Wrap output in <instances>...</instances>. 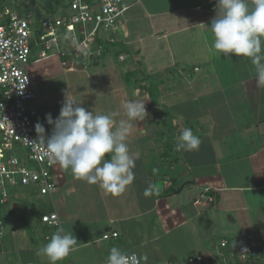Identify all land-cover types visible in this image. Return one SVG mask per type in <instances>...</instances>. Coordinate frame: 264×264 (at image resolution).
<instances>
[{
  "label": "crops",
  "instance_id": "crops-1",
  "mask_svg": "<svg viewBox=\"0 0 264 264\" xmlns=\"http://www.w3.org/2000/svg\"><path fill=\"white\" fill-rule=\"evenodd\" d=\"M126 2L127 7L118 18L121 36L118 34L116 39L114 35L105 36L99 43L106 40L111 47L118 43L133 59L115 61L122 66L110 64L107 58L111 51L108 50L102 59L93 60L95 70L84 80L93 79L96 89L103 91L101 94L111 96L102 100L105 105L101 114L119 112L115 118L121 120L125 113L124 99H128L126 94L123 95V89L129 87L132 74L133 96L139 95L145 100L149 112H159L154 116L152 133L159 135L162 143L166 140L164 137L170 136L167 141L173 148L157 152L158 162L147 163L143 158L149 150L144 145L147 141L140 142L139 139L135 141L137 144L127 143L133 150L130 155L138 154L139 158L135 159L133 168L135 179L119 195L107 193L98 183L75 179L70 169H63L56 162L53 170L56 187L50 193L40 194L34 185L19 187L21 192L16 188L17 193L14 192L12 197L16 203H25L22 210L26 216L14 202L5 214L1 211L0 227L5 216L11 214L14 217L9 216L8 224L12 227L9 231L3 233L4 229H0V264H49L48 258L38 255L37 250L49 242L52 227L73 233L78 241L73 252H79L81 257L84 249L94 248L98 253L96 264L105 262L114 246L129 254H138L137 241H130L136 238L140 244L144 242L141 232L146 225L139 226L140 219L147 220L150 230L160 236L175 231L187 233L188 255L199 253L206 258L222 249L213 239L216 230L208 228L214 227L216 220L222 225H230L221 230L233 234L230 241L257 234L264 228V87L257 86L251 60L232 54L224 57L213 50L209 26L216 11L198 8L204 0ZM39 3L38 0H10L11 6L3 5L43 16L45 11ZM51 52L49 57H38L39 61L32 57V50L26 70L35 92L34 100H38L41 113L45 114L42 117L44 128L53 130L54 125L47 123L46 114L51 113L52 108H61L68 97L62 95L54 100L51 93L54 77H62L58 79V90L68 87L78 94L76 88L82 92L85 84L73 74L78 70L79 75H84L82 70L87 68L82 54ZM117 54L122 56L123 53ZM165 70L172 73L173 80H160L158 87L154 86L157 90L153 91L148 79L156 78ZM176 74L180 79L175 77ZM179 81L186 85V94ZM37 86L40 88L36 89ZM115 87L120 91L117 97L113 96ZM177 94L178 98L167 100ZM118 104L122 106L115 107ZM168 110L173 113L169 123L163 122L168 119L163 118ZM140 124L131 126L129 123V137L145 134L139 133ZM185 128H190L200 138L198 151L176 150L179 135ZM155 148L160 150L161 146L154 143L153 151ZM163 164L167 169L162 170ZM154 168L158 169L156 174H153ZM150 185L154 194L146 197L144 191ZM205 190L212 191L213 201L202 199L203 203H194ZM51 212L58 216L57 225L41 221L43 214ZM151 213L157 217H150ZM197 218L206 223L205 236L198 233L197 228H186L187 223ZM124 225L128 228L126 232L131 233L127 238L124 232L126 239L120 241L124 235L118 228ZM112 232L117 235L112 236ZM107 233L110 237L103 238ZM106 239L113 242L105 243ZM211 245H215L212 252ZM74 256L70 253L57 264H81V257ZM168 262H172L171 259Z\"/></svg>",
  "mask_w": 264,
  "mask_h": 264
},
{
  "label": "built area",
  "instance_id": "built-area-1",
  "mask_svg": "<svg viewBox=\"0 0 264 264\" xmlns=\"http://www.w3.org/2000/svg\"><path fill=\"white\" fill-rule=\"evenodd\" d=\"M67 5L70 13L60 10L59 14L54 11L43 16L32 15L27 10L21 12L16 8L9 9L3 4L2 8L0 5V202L7 200V184L34 185L41 194L50 193L56 187L53 175L55 162L33 130V119L37 116L36 107L27 104L35 98L31 78L26 70L33 47L40 46L39 58L46 57L53 50H57L60 55L84 54L86 51L87 56H98L104 49L103 44L99 43L103 39L100 31L113 32L117 28L118 18L125 11L127 2L68 0ZM215 6L216 0H204L198 8L207 7L215 12ZM35 22L38 26H34ZM67 44L68 48H65ZM51 134L52 129L45 128V137ZM12 143H18L26 149L24 159L20 160L21 157L10 150ZM208 200L212 201V198L209 197ZM201 202L202 198H197L194 203ZM41 221L48 225H57L58 216L55 212L43 214ZM111 234L116 236L115 232ZM234 243L236 252L231 251L226 255L225 249L230 242L222 240V249L217 253L218 256L224 260L233 259L238 253L236 258L240 261L264 264V228L257 234L243 238L239 245ZM135 255L138 264H144ZM209 258L195 253L188 256L186 264L217 262L214 257L213 262H209Z\"/></svg>",
  "mask_w": 264,
  "mask_h": 264
},
{
  "label": "clouds",
  "instance_id": "clouds-1",
  "mask_svg": "<svg viewBox=\"0 0 264 264\" xmlns=\"http://www.w3.org/2000/svg\"><path fill=\"white\" fill-rule=\"evenodd\" d=\"M215 10L209 26L213 50L224 57L232 54L249 58L256 70L257 86L264 87V0H216ZM123 108L127 119L115 126L114 117L119 112L95 114L67 97L55 120L51 113L46 114L47 123L54 125L52 134L46 138L45 128L39 122L35 131L49 157L63 169H70L75 179L98 183L107 193L119 195L135 179L133 168L135 159L139 158L138 154L130 155L125 142L129 121H143L148 115L145 100L127 101ZM200 144V138L190 128H185L179 135L176 150L198 151ZM152 171L156 174L158 169ZM153 194L154 188L150 185L144 195ZM77 244L72 232L58 228L37 254L46 256L49 264H57L68 257ZM105 264H138V258L114 246Z\"/></svg>",
  "mask_w": 264,
  "mask_h": 264
},
{
  "label": "rangeland",
  "instance_id": "rangeland-1",
  "mask_svg": "<svg viewBox=\"0 0 264 264\" xmlns=\"http://www.w3.org/2000/svg\"><path fill=\"white\" fill-rule=\"evenodd\" d=\"M67 2H68V0H64V4L55 9V14H59L60 10H66L67 13H70V10H69V7L67 5ZM0 3H2V4L6 3V4L11 6L10 0H4V1L0 0ZM44 13L45 12H42L43 15L46 14V13L45 14ZM34 26H38L36 22L34 23ZM33 28L35 30L38 29V27H33ZM112 34H114V38L115 39H116V37H118V34L121 36L122 30L120 29V24L119 23H117V28L115 30H113V32L110 31V30L100 31V35L103 38L105 36H107V37L110 36L111 37ZM64 47L68 48V44L65 45ZM106 47H108L109 51H111L110 52V58H107L108 60L110 59V61H109L110 64H119L120 66H122L123 65L122 63H119V62L115 63V61L119 60V59L121 61V60H123L125 58L124 62H129V61H131V59H133L132 56H130V54H128V53L125 54L124 53L125 50L122 49L121 46L118 43H116V45L114 47H111V45H109V44L107 45V43H106ZM39 48H40L39 46L33 47V53H32V57L33 58H38L39 57L38 56ZM113 50H114V52H113ZM107 52H108L107 50L103 49V52L100 54V56H97V55L87 56L85 54H82V56H83L82 58H83L84 62H86L85 68H87V69L82 70V71H84V73H83L84 75H81L82 73L79 75L80 71H78V70L75 72V74H73V75H76L79 78H81L82 79L81 82H84V84H85L82 87L83 88L82 92L79 91V88H76L77 91L79 92L78 94L73 93L74 89L70 90L68 87L64 88L62 91L58 90L59 89L58 85H57L58 84V79L60 78V80H61L62 77L61 76L60 77H58V76L54 77L53 83H54L55 86H53L54 88L52 87V89H51V91H52L51 93L54 96V100H57V99L61 98L62 95L68 96L69 99L75 101L77 104H81V106L84 107L86 110L93 111V113H95V114H101L102 108H104V105H105V104H103L105 101H102V100H104L105 98L110 99L111 96H109V97L106 96L109 93L101 94L103 91H100V90L96 89V86L93 84V79H90L88 81L84 80V79H86V78L88 79V76H90L93 73V71L95 70V66H94V64H92L93 60L95 58L102 59V56H104V55L106 56ZM120 52L123 53L122 56L117 54V53H120ZM51 53L52 52L48 53V57L51 55ZM68 55H71V53H69ZM38 60L40 61L41 59L38 58ZM78 60L79 59H77V61ZM130 76H131V79L128 80V81H130L129 87L127 86V87H124V89H123V91H124L123 95L126 94L127 97H128V99H127L126 96H125L126 99H124V100H125V102H127V101H136V99H138L137 101H139V100L141 101L142 99L139 98V95L138 96L137 95L133 96L132 92L134 90L131 87V84L133 85L132 74ZM175 77L177 79H180L178 74H176ZM89 78H92V77H89ZM173 78H174V76L172 75V73L168 72V70H165L162 73H159L156 78L152 77V79H148V81H149L150 84L153 85V87H151V88H153V91H156L157 88H155L154 86L155 85L157 86V83H159L160 80L163 79L162 81H168L167 79L173 80ZM179 82H180V84H183V81H179ZM44 83H46V82H44ZM44 83H42V85H45ZM180 84H178V87L180 86ZM34 87H35V85H34ZM184 87H186L185 84H183L181 88L183 89V92H185V94H186V89ZM39 88L40 87L37 86L36 89H39ZM113 89H115V91H113V96L114 97H117L118 95H120V91H118V89H119L118 87L117 88L115 87ZM82 93H83V95H82ZM0 95H2V94L0 93ZM99 95H102V97L99 96ZM111 95H112V93H111ZM176 97L178 98L179 95L178 94L177 95H172L171 97H168L167 100L170 99V98L175 99ZM83 100H84V102H83ZM115 103H119V102H115ZM27 104L36 106L37 116L34 117V119H33V122H34L33 130L35 131L36 123L39 122V123L43 124L42 117L43 116L45 117V114L42 115L41 110H40V108L38 106V100L37 99L30 100V101L27 102ZM120 105L121 104H118V106L115 105V107H120ZM148 106H149V104L145 102V108H146V111L148 113V115L145 117V120H143V121H136V120L129 121L131 126L133 124L135 125L136 123H139V124L141 123L140 126L142 127V129L138 128V131H139L140 134H142V132H145V134H142V135L136 134V135H132L130 137H129V134H128L127 139H126L125 142L132 145V144H137L135 141H138L139 139H140V142H142V140L143 141L146 140L147 143H148V141H149V145L147 143H144V145L146 147L148 146L149 150H146V152H145L146 155L143 156V158L145 159V161L147 163H149V162L150 163H154V162H158L157 159H156L157 158V152H162L163 150L166 151L167 149L170 151V149L173 148V144H171V142H170V144H168L167 139H169L170 136L169 137H164V139H166V140L163 141V143H162L161 141H159V139H161V138H159V135H155V133L154 134L152 133L153 130H154V128H153V121L155 120L154 116L156 115V113L159 114V112H149L150 110L148 109ZM60 109L61 108H59V107H55V108H52L50 110L51 111V115H52L54 120L59 116ZM164 115H166V116L163 117V118H168V119H166V120L163 119V122L166 121L167 123H169V120H170L169 117H171V115H173V113H170V111L168 110ZM122 116H123L122 117L123 119H121V120H126L127 119L125 113ZM115 119H117V118L114 117V120ZM121 120L120 119L115 120V121H117V122H115V126L119 125V122ZM43 126L45 127L46 125L43 124ZM154 143H158L161 146L160 150L158 148H155L154 151H153V144ZM142 144L143 143H140V145H142ZM10 150L12 152H15L17 156H20L21 157L20 160L24 159V153L26 152V149L23 148L20 144L12 143L11 147H10ZM129 152H130V154H132V152H133L132 147L129 149ZM172 153H173V155L175 154L174 151ZM165 168L167 169V166H165L163 164L162 165V170L165 169ZM19 187L23 188V186L21 184H19V186H18V184H17V186L16 185H8V184L5 186L8 203L7 204L6 203L0 204V210L2 211L3 214H5V210L10 209L11 205H13L12 202H14L15 199H13L12 194L14 192L17 193L16 188L19 189ZM21 190L19 189L20 192H21ZM39 200H42V198H40ZM24 204L25 203H23L21 201H17V203L14 202L15 207H17L19 211L20 210L22 211L21 213H22L23 216H26V214L24 213L25 211L22 210V208L24 207ZM151 215H152V213H151ZM1 216H3V215L1 214ZM9 216L11 218L14 217V215H11V214ZM9 216H7V217L5 216L3 218V220H2L4 222H2V227H0V229L2 228V231L4 229L3 233H5L6 230L9 231V229L12 228L8 224V220L10 219ZM150 217H152V218L155 217L156 218L157 215H152ZM197 219L200 222L198 220L194 219V220L190 221V223H187L186 228H188V229L197 228L198 233H202L205 236V233H206V230H207L206 223H204V222L201 223V219L202 218H197ZM216 221H218V222H215V226L214 227H210V226L208 227L209 229L211 228V231H212V229L216 230V232H214V236H213L215 245L218 244V243L220 244V242L222 241L223 238H225L224 240L227 239L228 241H230V239L233 237L232 236L233 234L221 232V230L224 229L223 226L230 227V225L229 224L227 225V223L222 225V224H220V220H216ZM155 223H157V225L159 224L156 220H155ZM141 225H143V226L146 225L144 230L141 232V235L142 236L144 235V242L142 244H140V241L138 239H136V238H135V241L133 239H131L130 242L134 243V242L137 241L136 244H138V246H135V247L138 250V254L139 255L136 252H132V253L137 254L138 257L141 259V261L144 264H163L165 262H168L169 259H171L172 263H179V264H186L187 263V258L189 256L188 253H190V250H188V245H187V243H188V236H187L188 234L187 233H186V235H184V234H181L178 231L177 232L175 231L173 234L172 233L169 234V235L163 234L162 236H160L158 234H155L154 231L150 230V227L148 226L147 220L144 221V220L140 219V225L139 226H141ZM121 227L119 226L118 231H119L120 234L123 233L124 236L120 238V241L123 240V239L125 240L126 236L128 238V235L131 233L130 231L126 232L128 230L126 225H124L122 228ZM51 229H52V232H51L52 235L58 230L57 227L56 228L52 227ZM124 232L127 235L124 234ZM186 232H187V230H186ZM115 233L117 235V232H115ZM195 233H196V231H195ZM1 236L2 235H0V237ZM109 237H110V234H108V233H107V237H104V235H103V238H109ZM104 242L105 243H112L113 241H111V239H106ZM230 242H232V241H230ZM117 244H119V242ZM215 245H211L210 246L211 249H212L211 252L213 251ZM71 253H72L73 256H74V254H76V256H74V257H81L79 252H71ZM132 253H130V254H132ZM97 254L98 253L95 251L94 248H92V249H90V248L89 249H84L83 255L81 257V259L83 260L81 264H93V263L96 264L97 257H98ZM213 257H214V259L217 262H213ZM210 258L209 259L211 261H209V262H213V264H218V263H221V262L227 264V263H229L231 261H234V259H232V258H228V259H225V260L221 259V257L218 256L217 252H213V254H212V256Z\"/></svg>",
  "mask_w": 264,
  "mask_h": 264
},
{
  "label": "trees",
  "instance_id": "trees-1",
  "mask_svg": "<svg viewBox=\"0 0 264 264\" xmlns=\"http://www.w3.org/2000/svg\"><path fill=\"white\" fill-rule=\"evenodd\" d=\"M1 1H4V0H1ZM31 1H34V0H31ZM40 3V6L44 9V11L45 12H54L55 11V9L57 8V7H60L61 5H63L64 4V0H38ZM0 5L2 6V3H0ZM2 8H4V6H2ZM112 35H114V34H112ZM102 43L104 44L103 46H105L104 47V50H109V48L108 47H106V44L105 43H107V41L106 40H104V41H102ZM213 193H212V191L211 190H205L202 194H200L199 196H198V198H202V199H205V200H208V198L209 197H211L212 198V201H213V195H212ZM194 200H196V199H194ZM3 203H5V202H0V204H3ZM0 216H1V210H0ZM245 238V237H244ZM242 241V237H240V238H238V239H236V240H233L232 242H230V244L228 245V247L225 249V254L226 255H229V253L231 252V251H234V252H236L234 249H235V247H233V243L234 242H236L237 244L238 243H240ZM236 243H234V244H236ZM239 245V244H238ZM238 254V253H237ZM237 254H235L234 256H233V259H234V261H231V262H229L228 264H254V263H249V262H243V261H240V260H238L236 257H237Z\"/></svg>",
  "mask_w": 264,
  "mask_h": 264
}]
</instances>
